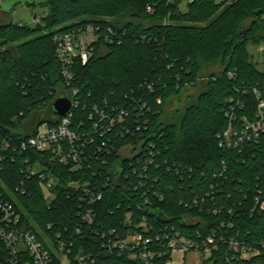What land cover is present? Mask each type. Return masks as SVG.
Returning a JSON list of instances; mask_svg holds the SVG:
<instances>
[{"label": "trees", "instance_id": "16d2710c", "mask_svg": "<svg viewBox=\"0 0 264 264\" xmlns=\"http://www.w3.org/2000/svg\"><path fill=\"white\" fill-rule=\"evenodd\" d=\"M183 1L46 0L40 25L0 23V137L19 144L43 123H57L52 103L64 90L78 91L75 125L83 121L88 130L95 105L108 101L109 108L125 110L121 120L115 113V127L104 139L95 135L83 171L45 162L34 151L23 156L32 165L44 162L41 173L51 170L58 178L52 202L43 190L46 180L26 178L22 157L0 162V196L14 203L22 226L41 241L72 237L71 264L81 254L95 264H144L113 248L143 219L154 249L177 233L197 242L215 236L218 249L203 264H264V213L253 211L264 190V135L240 150L218 145L230 124L228 113L240 127L242 119L256 120L264 101V71L248 52L249 45L264 44V0H194L182 11ZM91 23L114 43L101 41L85 65L77 62L67 87L53 37ZM217 63L222 71L210 75L194 102L177 112L179 121H166L170 101L196 87L204 67ZM127 146L135 149L133 161L120 157ZM121 170V184L113 186L110 178ZM75 178L91 179L95 195L103 196L92 206L93 225L78 217L81 203L68 188ZM146 199L150 207L143 205ZM230 239L259 255L242 260L226 243ZM169 260L164 252L152 264Z\"/></svg>", "mask_w": 264, "mask_h": 264}, {"label": "built area", "instance_id": "2783aa9c", "mask_svg": "<svg viewBox=\"0 0 264 264\" xmlns=\"http://www.w3.org/2000/svg\"><path fill=\"white\" fill-rule=\"evenodd\" d=\"M186 1L192 3L194 0ZM148 11L152 12V8L148 7ZM33 23L35 26L40 25L41 19L34 16ZM19 25L23 26L25 24ZM101 41L105 44L114 43L111 36H103L100 33V27L94 23L83 28L54 35L55 55L67 87H70L73 83V69L76 63L81 62L85 65L94 55L95 46ZM77 94V90H73L72 93L67 90L61 91L57 98L70 99L72 108L64 117L57 115L60 117L57 123L53 125L43 123L36 127L30 137L19 144H15L13 138L8 136L0 137V162L8 158L14 160L16 154L22 157L24 160L23 173H25L28 180L35 176L43 181L46 180L43 190L49 202L55 199L52 190L58 182V178L51 176V170H47V174L41 173V170L47 169L46 164H43L44 162H37V164L32 165L31 159L29 160V158L23 156L29 151H34L41 154L42 157H46L45 162H58L62 165L72 164V173L83 171L87 166V148L95 144V135H99L100 139H104L115 127L116 121L125 116V110L119 109L117 111L115 107L109 108L108 101H105L104 106L95 105L89 114V120L92 124L91 130L85 128L83 121L75 125V112L79 108V103L75 101ZM255 95L259 100L261 99V95L256 90ZM115 113L118 115L117 120L114 116ZM227 116L230 118V124L227 130L218 136L220 148L240 150L247 142L259 141L261 136L264 135V101L260 100L257 118L254 122L242 119V125L235 127L233 125L234 113H228ZM140 147L137 148L136 153L139 152ZM133 150L135 155V149L133 148ZM133 158L134 156L127 160L133 161ZM149 164L151 165V162ZM115 174L113 178H110V183L113 186L121 184V175L124 172L121 170V172L118 171ZM68 188L71 193L78 196V201L81 203L78 217L85 225H93L96 215L92 206L102 199V194L95 195L92 190L93 181L91 179H72L68 183ZM20 191L25 194L24 189L18 187L17 192ZM194 204L198 206L199 203L195 200ZM143 205L150 207L151 202L146 199ZM253 211L259 214L264 213V190H260L255 197ZM131 217L132 215H129L127 218L129 226L132 224ZM22 225V214L14 203L0 196V264H71L72 237L63 238L61 234H57L56 243L49 237L41 241L36 234ZM51 228L52 225H49L48 229ZM150 228L147 220L143 219L135 230L131 229L130 234L125 239L114 242L113 248L121 253H129L133 260H140L144 264H152L153 260L164 252L170 255L167 264H185L187 254L193 252L199 255L200 264H203V261L210 258L213 251L218 249L215 236H208L202 242H197L179 233L175 234L167 245L154 249L152 248V240L146 237ZM226 243L235 255L241 256L242 260H249L260 253L259 250H255L235 239H230ZM233 258L236 259L237 257L234 256ZM75 262L77 264H95L96 259L90 255L81 254L76 256Z\"/></svg>", "mask_w": 264, "mask_h": 264}, {"label": "rangeland", "instance_id": "374dc122", "mask_svg": "<svg viewBox=\"0 0 264 264\" xmlns=\"http://www.w3.org/2000/svg\"><path fill=\"white\" fill-rule=\"evenodd\" d=\"M45 1L46 0H12L9 2V4L5 6L3 5L2 9H7L9 13L12 12V19L10 22L13 24H20L22 22L29 27H34L35 25L33 23V16H37L39 19L45 18L47 16V10L42 7V4L45 3ZM217 1L219 2L220 0ZM187 4L188 2L186 0L183 1L180 6L182 11H186ZM28 5H31L32 7H29ZM224 8L225 7H223V9ZM250 22L251 20H248L245 23L246 26ZM0 23H9V19L0 17ZM248 52L251 55L253 61L258 64V68L261 71H264V44L257 46L249 45ZM221 71L220 63L205 66L198 85L188 89L179 100L173 99L170 101L167 109L166 121H171L172 117L179 121L180 115L177 112L180 111L182 113L189 104L194 102L198 94L204 89V84L207 82V79L210 77V75L213 73L219 74ZM133 156L134 150L132 147H123L120 150L121 159H130ZM200 262L201 259L197 253L193 252L187 254L185 264H200Z\"/></svg>", "mask_w": 264, "mask_h": 264}, {"label": "water", "instance_id": "95a60500", "mask_svg": "<svg viewBox=\"0 0 264 264\" xmlns=\"http://www.w3.org/2000/svg\"><path fill=\"white\" fill-rule=\"evenodd\" d=\"M71 108L72 101L65 97L57 98L53 103L54 112L61 117L66 116L71 110Z\"/></svg>", "mask_w": 264, "mask_h": 264}, {"label": "crops", "instance_id": "0c3cea01", "mask_svg": "<svg viewBox=\"0 0 264 264\" xmlns=\"http://www.w3.org/2000/svg\"><path fill=\"white\" fill-rule=\"evenodd\" d=\"M11 1L12 0H0V17L8 18L9 19V22L12 19L11 18L12 12L9 13V11L7 9H2V8H3V5L5 6V5L9 4V2H11ZM20 24H24V23L21 22Z\"/></svg>", "mask_w": 264, "mask_h": 264}]
</instances>
